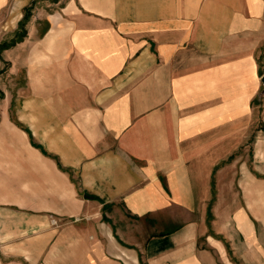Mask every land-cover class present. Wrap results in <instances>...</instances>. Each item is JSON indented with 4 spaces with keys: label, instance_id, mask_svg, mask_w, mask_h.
Listing matches in <instances>:
<instances>
[{
    "label": "crops",
    "instance_id": "1",
    "mask_svg": "<svg viewBox=\"0 0 264 264\" xmlns=\"http://www.w3.org/2000/svg\"><path fill=\"white\" fill-rule=\"evenodd\" d=\"M42 1L0 0V264H264V0Z\"/></svg>",
    "mask_w": 264,
    "mask_h": 264
},
{
    "label": "rangeland",
    "instance_id": "2",
    "mask_svg": "<svg viewBox=\"0 0 264 264\" xmlns=\"http://www.w3.org/2000/svg\"><path fill=\"white\" fill-rule=\"evenodd\" d=\"M41 4L42 5L38 8V10L35 9V12L37 11V13L39 15H44L45 13L56 9L59 5H61L62 0H59V3H54V4H52L50 0H43ZM0 39H1V36H0ZM0 77H1V80H0V93H1L2 92L1 87L8 86V88H9V86L11 85V81H13L15 83V77H18V76L15 74L14 75L12 74L10 76L7 72V74L5 73V75H3V73H0ZM3 82L5 83L4 85H3ZM11 87L12 86H10V88ZM1 98H2V95L0 96V99ZM1 105H2V102H0V106Z\"/></svg>",
    "mask_w": 264,
    "mask_h": 264
},
{
    "label": "trees",
    "instance_id": "3",
    "mask_svg": "<svg viewBox=\"0 0 264 264\" xmlns=\"http://www.w3.org/2000/svg\"><path fill=\"white\" fill-rule=\"evenodd\" d=\"M26 17H27V13H26ZM23 25H24V21L19 23L18 30L13 34V36L11 37V39L9 41H0V51L3 48H6L10 45H13L15 42L19 41L20 38H22L24 36L25 30H24Z\"/></svg>",
    "mask_w": 264,
    "mask_h": 264
},
{
    "label": "water",
    "instance_id": "4",
    "mask_svg": "<svg viewBox=\"0 0 264 264\" xmlns=\"http://www.w3.org/2000/svg\"><path fill=\"white\" fill-rule=\"evenodd\" d=\"M261 81L263 83V88L261 89L260 93H259V96L263 95L264 94V75H262L261 77Z\"/></svg>",
    "mask_w": 264,
    "mask_h": 264
}]
</instances>
